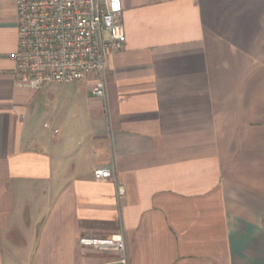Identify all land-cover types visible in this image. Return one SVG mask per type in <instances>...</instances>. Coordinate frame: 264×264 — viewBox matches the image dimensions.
I'll return each instance as SVG.
<instances>
[{
    "label": "crops",
    "instance_id": "0c3cea01",
    "mask_svg": "<svg viewBox=\"0 0 264 264\" xmlns=\"http://www.w3.org/2000/svg\"><path fill=\"white\" fill-rule=\"evenodd\" d=\"M110 9L125 43L102 99L91 74L18 86L0 0V264H264V0ZM117 234L124 252L79 243Z\"/></svg>",
    "mask_w": 264,
    "mask_h": 264
},
{
    "label": "built area",
    "instance_id": "2783aa9c",
    "mask_svg": "<svg viewBox=\"0 0 264 264\" xmlns=\"http://www.w3.org/2000/svg\"><path fill=\"white\" fill-rule=\"evenodd\" d=\"M17 46L13 72L20 87L40 91L45 86L95 77L91 95L106 97L107 56L125 43L121 11L111 10L112 0H15ZM95 181L116 183L114 170L98 168ZM124 195L116 187V197ZM82 246L109 247L124 252L120 234L110 238H82Z\"/></svg>",
    "mask_w": 264,
    "mask_h": 264
},
{
    "label": "rangeland",
    "instance_id": "374dc122",
    "mask_svg": "<svg viewBox=\"0 0 264 264\" xmlns=\"http://www.w3.org/2000/svg\"><path fill=\"white\" fill-rule=\"evenodd\" d=\"M46 106H48V99L46 97H44L43 95L35 96V104L33 108L35 114L42 116V112L46 108Z\"/></svg>",
    "mask_w": 264,
    "mask_h": 264
}]
</instances>
